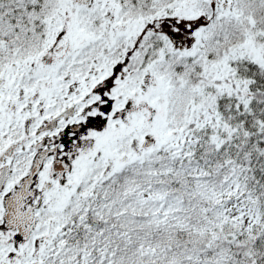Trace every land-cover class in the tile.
<instances>
[{
  "label": "snow or ice",
  "instance_id": "snow-or-ice-1",
  "mask_svg": "<svg viewBox=\"0 0 264 264\" xmlns=\"http://www.w3.org/2000/svg\"><path fill=\"white\" fill-rule=\"evenodd\" d=\"M0 264H264V0H0Z\"/></svg>",
  "mask_w": 264,
  "mask_h": 264
}]
</instances>
